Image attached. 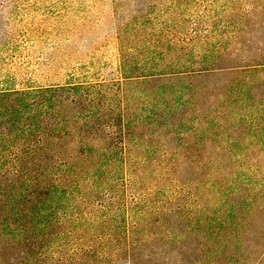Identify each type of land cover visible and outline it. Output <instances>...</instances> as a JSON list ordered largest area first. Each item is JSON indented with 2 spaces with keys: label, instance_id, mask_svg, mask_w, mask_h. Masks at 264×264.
Masks as SVG:
<instances>
[{
  "label": "rangeland",
  "instance_id": "1",
  "mask_svg": "<svg viewBox=\"0 0 264 264\" xmlns=\"http://www.w3.org/2000/svg\"><path fill=\"white\" fill-rule=\"evenodd\" d=\"M10 90L0 264H264V0H0Z\"/></svg>",
  "mask_w": 264,
  "mask_h": 264
},
{
  "label": "trees",
  "instance_id": "2",
  "mask_svg": "<svg viewBox=\"0 0 264 264\" xmlns=\"http://www.w3.org/2000/svg\"><path fill=\"white\" fill-rule=\"evenodd\" d=\"M79 85H68L66 87H58L55 89L51 88H44L41 92H49V91H59L66 89L67 91H77L76 89L79 88ZM31 92L29 91H18V90H10V91H0V107H3L4 111L3 113H7L8 109L10 108L12 111H14L13 108H19L26 105V99L30 95ZM70 94V92H69ZM13 97H17L13 98ZM13 107V108H12ZM15 112V111H14ZM49 134L48 132L45 133L44 139H49L53 135H46ZM61 150L54 149L52 147H41V146H35V147H29L27 149L14 151V157L12 159V162H17L20 160H23L26 158L28 161L32 162L35 160L41 161L43 160L45 162H52L55 155H58ZM16 166V164H14ZM37 171V170H36Z\"/></svg>",
  "mask_w": 264,
  "mask_h": 264
}]
</instances>
